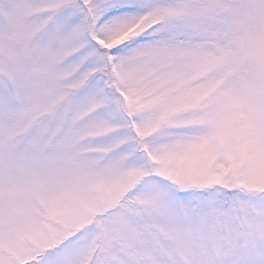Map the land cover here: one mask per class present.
<instances>
[{
  "label": "snow or ice",
  "instance_id": "1",
  "mask_svg": "<svg viewBox=\"0 0 264 264\" xmlns=\"http://www.w3.org/2000/svg\"><path fill=\"white\" fill-rule=\"evenodd\" d=\"M0 264H264V0H0Z\"/></svg>",
  "mask_w": 264,
  "mask_h": 264
}]
</instances>
